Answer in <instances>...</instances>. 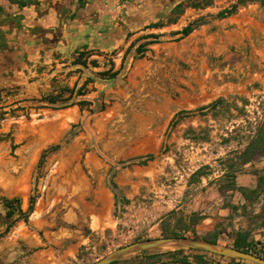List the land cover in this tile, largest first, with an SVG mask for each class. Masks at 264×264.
<instances>
[{
  "label": "rangeland",
  "instance_id": "rangeland-1",
  "mask_svg": "<svg viewBox=\"0 0 264 264\" xmlns=\"http://www.w3.org/2000/svg\"><path fill=\"white\" fill-rule=\"evenodd\" d=\"M193 1L181 0L182 13L163 17L160 38L145 52H136L144 34L136 36L143 29H134L116 49L94 53H106L102 68L93 60L76 67L72 61L63 72L54 64L46 75L33 67L39 75L26 70L19 85L14 60L7 58L13 47L0 46V63L3 55L7 60L0 77V134H12L18 144L13 153L9 139L0 142V168L7 164L0 196H19L24 211L35 197L28 218L0 237V264H91L118 247L162 236L171 212V229L179 230L195 212L203 216L197 233L218 225L219 242L228 246L237 231L247 230L264 255V187L258 185L264 153L245 164L239 158L264 127V1L213 0L201 7ZM233 5L234 13L218 16ZM190 23V34L176 33ZM115 65V78L98 74ZM73 73L91 80L70 97L64 85ZM48 96L58 102L43 100ZM84 99L91 103L77 104ZM101 103L105 108L97 111ZM56 144L60 148L38 167L41 153ZM147 154L154 155L147 164L131 160ZM229 170L236 177L233 189ZM2 215L0 206V230L6 227ZM171 250L140 252L116 264L171 262L176 255L169 252L153 256Z\"/></svg>",
  "mask_w": 264,
  "mask_h": 264
},
{
  "label": "crops",
  "instance_id": "crops-1",
  "mask_svg": "<svg viewBox=\"0 0 264 264\" xmlns=\"http://www.w3.org/2000/svg\"><path fill=\"white\" fill-rule=\"evenodd\" d=\"M180 2L181 0H0V39L4 40L0 46L13 47L7 58L14 60L19 85L25 82L23 76H26V70L31 75H39L37 69L32 71L33 67H43L40 74L44 75L54 64L59 69L67 64L71 68L70 62L73 61L76 67L81 64L78 61L81 59L87 65L96 61L93 66L102 68L100 60L106 53H94L116 49L134 29H143L136 36L159 35L158 29L166 25L163 17L175 11ZM119 20L122 24H119ZM139 39L136 47L155 38ZM1 60L0 77L3 78L6 55ZM23 60L27 61L26 64L22 63ZM116 69L115 65L113 70ZM59 71L66 69L61 68ZM64 74L61 77H66L67 72ZM79 78V74L75 73L66 78L65 90L74 87L77 89L81 83H85L79 81Z\"/></svg>",
  "mask_w": 264,
  "mask_h": 264
},
{
  "label": "trees",
  "instance_id": "trees-1",
  "mask_svg": "<svg viewBox=\"0 0 264 264\" xmlns=\"http://www.w3.org/2000/svg\"><path fill=\"white\" fill-rule=\"evenodd\" d=\"M204 1L205 3L202 4L201 2ZM251 1H255V0H251ZM264 1V0H261ZM213 2V0H196L193 1L191 3V6L193 7H201L204 5H210ZM237 8V5H233L230 8H226L222 11H220L218 13L219 17H225L228 16L232 13L235 12ZM175 10H177V14L182 13L183 11V2H180L177 4V6L175 7ZM154 26V25H153ZM195 28V26L190 23L187 26L183 27L181 30L177 31L176 33L181 34L182 37L187 36L188 34H190L193 29ZM155 38L152 39L150 41L147 42H142L140 43L137 47H136V52L137 53H143L145 52V47L147 44L149 43H154L156 42V40L159 38L158 34H148L145 35L141 38ZM81 64L83 65H87L86 61H82L81 59L78 60ZM93 64L96 65V61H93ZM119 73V70H115L113 71V69H107V70H103L100 71L98 74L100 76H109V78H115ZM91 78L87 79V81L84 83V85H82L80 88L76 89L75 87L70 89V97H73L74 95H80L82 94L81 92V88H83L88 81H90ZM0 98H1V91H0ZM43 100H46L49 104H55L58 102L57 98L54 96H48V97H43ZM221 100H217L213 105L217 104L218 102H220ZM91 103L90 101L84 99V100H80L78 101L77 104H79L81 107L85 104H89ZM73 104V103H71ZM71 104H66L63 107H68ZM105 108L104 103H101V105L98 107L97 111H101ZM91 111L95 112V109H92ZM175 122V121H174ZM60 144H56L53 145L51 147L46 148L42 153L41 156L39 158V162H38V167H40L45 160V157L47 155V153L49 152H53L55 150H58L60 148ZM264 153V127H260L257 131V133L251 138V140L249 141V143L247 144V146L244 148V150L239 154V158H240V162L245 164L248 163L250 161H252L254 158H256L257 156L261 155ZM154 158L153 154H147V155H143V156H138L135 157L132 160V162L138 163V164H147L150 160H152ZM232 168V166H231ZM232 170V169H231ZM227 171L226 173V178L228 179V181L230 182V188H235L236 187V177H235V173L233 171ZM201 169H198L193 176L199 175L201 174ZM258 185L259 187H264V174L260 175L258 177ZM112 187L114 189L117 188V185L115 183H112ZM245 190V189H242ZM16 202V203H20V199L19 198H15L14 200H12V202ZM34 203H35V197L32 195L30 197V205H29V209L27 212H22L23 216L25 219L28 218V214L31 213L33 211L34 208ZM230 208H235V205H230ZM13 211H10L9 214H12ZM174 212H171L170 215H168L165 219H163L162 221V236H192L195 238H200V239H204V240H208L214 243L219 242L221 235L223 234V231L221 230L220 226H216L215 229L211 230V231H207L203 236L199 235L196 231L195 225L199 223V221L203 218L202 215L197 214L195 212H193L189 217H188V221L187 223H185L182 227H180L179 230H177L176 228H170L168 226V221H169V217L173 214ZM233 247L239 249V250H243L246 252H251L253 254H256L260 257L264 258V255H262L259 251H257V248L255 247V244L253 243V239L251 237V233L247 230H239L236 232L235 237H234V241L232 244ZM186 249H173L171 251H166V252H160V253H155L153 256L155 257H160L162 254L165 253H171L174 254L176 256L173 257V260H171V262H167V261H162V264H222L220 261H217L213 258L208 257V255H217V254H213V253H209V252H205V251H201V250H195V249H187L189 251H193L196 252V254L192 257L188 256V255H183L182 253L185 251ZM141 254H147V251H143L141 252ZM222 256V255H219ZM224 257V256H222ZM230 260L232 261H236V264H239L240 262L244 261L243 259H238V258H233L230 257ZM121 260L115 261L111 264H116L118 262H120Z\"/></svg>",
  "mask_w": 264,
  "mask_h": 264
},
{
  "label": "water",
  "instance_id": "water-1",
  "mask_svg": "<svg viewBox=\"0 0 264 264\" xmlns=\"http://www.w3.org/2000/svg\"><path fill=\"white\" fill-rule=\"evenodd\" d=\"M161 249H195L226 257L243 259L256 264H264L263 257L251 252L239 250L233 246H228L220 242L214 243L192 236H160L134 241L114 249L91 264H111L133 254Z\"/></svg>",
  "mask_w": 264,
  "mask_h": 264
},
{
  "label": "flooded vegetation",
  "instance_id": "flooded-vegetation-1",
  "mask_svg": "<svg viewBox=\"0 0 264 264\" xmlns=\"http://www.w3.org/2000/svg\"><path fill=\"white\" fill-rule=\"evenodd\" d=\"M9 137H11V138H9ZM8 139L10 140L11 152L14 153L16 151V149L18 148V144L14 141L13 135L12 134H9V135L8 134H0V142L1 141H6ZM6 166H7V164L2 166L0 168V171L1 170L2 171L5 170ZM14 169L15 168L12 167L9 170L11 171V170H14ZM15 198H19L20 199V203L19 204L16 203L15 201L12 202V200H14ZM29 205H30V199H29ZM0 206H1V209L3 211V215H2L3 216L2 217L3 222L2 223L6 224L5 229L0 230V237H1V236L5 235L10 230V228L13 225V223L17 222L20 219H25L23 214H22V212H27L28 210L24 211V209L22 207V201H21V198L19 196H8L6 194H3V195L0 196ZM28 209H29V207H28ZM10 211H13V213L9 214Z\"/></svg>",
  "mask_w": 264,
  "mask_h": 264
}]
</instances>
